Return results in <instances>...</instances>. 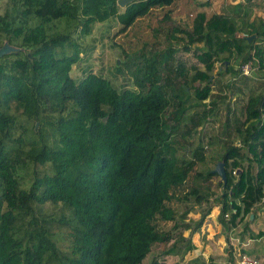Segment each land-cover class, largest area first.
<instances>
[{"label": "trees", "instance_id": "obj_1", "mask_svg": "<svg viewBox=\"0 0 264 264\" xmlns=\"http://www.w3.org/2000/svg\"><path fill=\"white\" fill-rule=\"evenodd\" d=\"M245 1L198 10L187 25L165 11L157 38L127 66L134 85L117 86L93 71L71 75L80 38L110 18L125 33L177 0H0V46L18 47L0 56V264H142L171 239L163 253L183 257L195 244L176 238L179 218L202 202L191 233L213 205L225 230L255 218L264 208V17ZM248 61L251 76L241 73ZM207 124L225 182L206 160Z\"/></svg>", "mask_w": 264, "mask_h": 264}, {"label": "rangeland", "instance_id": "obj_2", "mask_svg": "<svg viewBox=\"0 0 264 264\" xmlns=\"http://www.w3.org/2000/svg\"><path fill=\"white\" fill-rule=\"evenodd\" d=\"M253 1H256L255 4H253V7H255L254 11L256 10L258 13L255 14L257 16H264V0H250L249 4ZM243 3L244 1H242V7L247 8ZM3 5L4 3L1 4L0 10L3 9ZM197 10V3L193 0H177L175 6L164 9H153L147 16L138 19L125 33L117 32L121 25L113 18L95 23L91 32L87 36L80 38L83 49L85 48V50L80 54L81 59L73 65L71 75L78 79L85 73L93 71L109 78L112 84L114 83L117 86H133L135 66H127L136 61L137 48L145 43H147L146 47H149L150 42L157 38V35L154 33V28L162 14L165 11H169L174 20L170 22L173 25H187L191 23V19L194 17ZM212 12L215 11L206 9L208 15ZM158 38L164 41L162 33H159ZM164 43L165 41L158 44V47H162ZM183 58L187 60L188 63L197 62L196 57L191 52L183 53ZM116 60L117 64L115 62ZM115 64L117 67H115ZM199 65L202 66V63H199ZM18 121L26 125L31 123L23 114L18 115ZM212 129L214 128H211L207 124L202 129L201 136L205 145L206 160L213 168L217 162V154L220 151L221 144L218 140L214 141L212 144L207 142ZM181 188L175 191L179 194L181 193ZM201 206V209L197 207L196 210L190 211L185 218L180 217V226L175 230V232H177L176 238L179 236L180 232L184 236L191 237L195 244V248L187 251L183 257H180L179 254L163 253V248L167 247L172 242V239L169 242L157 243L142 264H149L153 256L159 260H165L166 264H186L188 260L193 258L200 259L201 261L203 260L206 264H225L229 261V251L233 252V257L235 258L234 264H236V260L241 257L242 252L238 248L240 243L235 246V240H233L235 238L238 242L239 240H247L246 242H249V244L246 246V250L250 252L252 257L260 261L264 254V238L253 240L251 239L253 237H251L249 233V237L248 234L245 237L244 232L248 230L242 233L243 230H237L239 225L235 227L234 230H225L217 219L218 207L216 205H213L211 211L205 215L204 221L199 229L191 233L193 220L199 218L200 214L209 204L202 202ZM248 221L251 226L258 227L255 219H250L249 217ZM182 222L188 223L191 227L183 228ZM169 224L170 223H168L167 226ZM262 263L264 262L262 261Z\"/></svg>", "mask_w": 264, "mask_h": 264}, {"label": "crops", "instance_id": "obj_3", "mask_svg": "<svg viewBox=\"0 0 264 264\" xmlns=\"http://www.w3.org/2000/svg\"><path fill=\"white\" fill-rule=\"evenodd\" d=\"M240 1H244L245 3H246V1L245 0H211V4L210 5H205V6H198V10H205L206 11V9L207 10H214V11H216V12H220V11H222V10H225L226 8H227V6L226 5H229V4H234V3H236V2H240ZM255 2L256 1H253L251 4H255ZM254 9H255V7H253V15H256V14H258L257 12H256V10L254 11ZM197 10V11H198ZM196 11V12H197ZM256 13V14H255ZM207 14V13H206ZM208 15V14H207ZM252 15V16H253ZM259 16H262V15H259ZM264 17V16H263ZM255 212H256V214H255V221H256V224H257V228L256 227H254V226H251V224H250V222H247L246 221V219H245V221L244 222H242L241 224H239V227H238V229L237 230H243V227H244V225H245V223L246 224H248V226H249V228L252 230V231H254L255 233H257L259 230H263L264 231V208H260V209H255ZM253 214V213H252ZM253 218V217H252ZM251 219V218H250ZM244 223V224H243ZM243 226V227H242ZM234 230V229H233ZM244 231H242V233H243ZM264 233V232H263ZM247 234H248V231H246V232H244V236L246 237L247 236ZM238 236V235H237ZM241 237V236H240ZM248 237H249V234H248ZM262 238H264V234L263 235H260V236H256V237H253V238H251V239H255V240H258V239H262ZM233 240H235V242H234V244H235V246H237V245H239L238 243H240V245L238 246V248L240 249V251L242 252L241 254H243V253H247V254H250V252L248 251V250H246L247 248H246V246L249 244V242L247 243L246 241L247 240H243V241H240L239 240V242H238V240L235 238V239H233ZM237 242V243H236ZM243 248V249H242ZM242 249V250H241ZM240 254V253H239ZM239 259L240 258H238L237 260H236V264H240V262H239ZM257 259V258H256ZM262 261L264 262V254H263V257H261V259H260V263L261 264H264V263H262Z\"/></svg>", "mask_w": 264, "mask_h": 264}, {"label": "water", "instance_id": "obj_4", "mask_svg": "<svg viewBox=\"0 0 264 264\" xmlns=\"http://www.w3.org/2000/svg\"><path fill=\"white\" fill-rule=\"evenodd\" d=\"M131 0H117V3L120 5V6H124L127 2H129ZM253 34L250 35L248 37V39L250 40L251 38H253ZM18 49L17 46L15 45H12L11 43H9L7 40H5L2 45L0 46V56L3 55V54H6V53H9V52H12V51H16ZM37 124V123H36ZM213 172L217 173L219 175V177L223 180V182L226 181V171H225V168H224V161L223 160H218L214 167L211 169ZM238 173L241 172L240 169L237 170ZM253 217V214L251 213L250 214V218L252 219Z\"/></svg>", "mask_w": 264, "mask_h": 264}, {"label": "built area", "instance_id": "obj_5", "mask_svg": "<svg viewBox=\"0 0 264 264\" xmlns=\"http://www.w3.org/2000/svg\"><path fill=\"white\" fill-rule=\"evenodd\" d=\"M256 69V65L253 64L252 61H248L241 66V73L245 75H252L253 71ZM233 173H236L237 170H233ZM262 201H264V196L262 197ZM240 264H261L260 261L250 254L243 253L239 259Z\"/></svg>", "mask_w": 264, "mask_h": 264}]
</instances>
